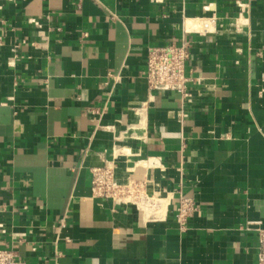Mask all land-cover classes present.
Here are the masks:
<instances>
[{"label": "crops", "instance_id": "crops-1", "mask_svg": "<svg viewBox=\"0 0 264 264\" xmlns=\"http://www.w3.org/2000/svg\"><path fill=\"white\" fill-rule=\"evenodd\" d=\"M181 39L189 87L210 86L185 116L144 80L147 47ZM105 161L169 192L166 217L92 198ZM179 193L200 207L184 233ZM247 220L264 225V0H0V247L26 264H256Z\"/></svg>", "mask_w": 264, "mask_h": 264}, {"label": "built area", "instance_id": "built-area-1", "mask_svg": "<svg viewBox=\"0 0 264 264\" xmlns=\"http://www.w3.org/2000/svg\"><path fill=\"white\" fill-rule=\"evenodd\" d=\"M160 1V0H154ZM238 6L242 0H234ZM208 9V6H205ZM193 20L200 21L202 26L194 28V30L208 31L211 25L216 22V16L196 17ZM34 24L38 23L30 20ZM188 30V29H186ZM14 46L12 51L14 54L11 59L7 60L8 65H13V59L16 57ZM190 58L189 42L181 39L179 43L171 42L163 46H149L146 49L144 80L147 88L151 92L173 93L180 100V116H185V110L198 101L199 98L208 95L206 90L210 86L197 87L192 89L189 87V82L193 80L186 74V65ZM201 81L202 78H197ZM152 96V95H151ZM150 96V97H151ZM84 151V150H83ZM148 166L155 165L151 158H147ZM154 167V166H153ZM90 196L92 198H100L108 200L112 203L111 210L116 208L132 207L138 218L145 215L144 211L149 208V213L146 214L144 220H159L166 217V213L159 212V207L156 203L157 196H168L169 203L172 200V195L169 192L162 194L157 189V184L151 177L133 178L128 177L121 182L116 179L115 165L113 161H105L103 164L90 167ZM173 217L177 223V228L180 233H184L188 229V219L198 213V202L187 195L179 193L176 199ZM143 219V218H142ZM242 228L255 230L257 257L256 264H264V225L260 221L247 220ZM5 226L0 222V232H5ZM60 252L55 254L52 264H60L58 261ZM0 264H26V261L20 258L14 248L0 247Z\"/></svg>", "mask_w": 264, "mask_h": 264}, {"label": "bare ground", "instance_id": "bare-ground-1", "mask_svg": "<svg viewBox=\"0 0 264 264\" xmlns=\"http://www.w3.org/2000/svg\"><path fill=\"white\" fill-rule=\"evenodd\" d=\"M138 118L140 119V116H138ZM144 164H143V166H144ZM156 200H157L156 203H157V205L159 207V212L162 215V214L165 213V210H166V208H167V206L169 204V194H168V196H163V197L162 196H157ZM149 210H150L149 208L145 209V211H144L145 215H143L144 218H146V214L149 213Z\"/></svg>", "mask_w": 264, "mask_h": 264}]
</instances>
